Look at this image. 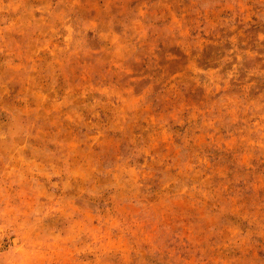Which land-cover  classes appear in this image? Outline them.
I'll use <instances>...</instances> for the list:
<instances>
[{
  "label": "rangeland",
  "instance_id": "rangeland-1",
  "mask_svg": "<svg viewBox=\"0 0 264 264\" xmlns=\"http://www.w3.org/2000/svg\"><path fill=\"white\" fill-rule=\"evenodd\" d=\"M0 264H264V0H0Z\"/></svg>",
  "mask_w": 264,
  "mask_h": 264
}]
</instances>
